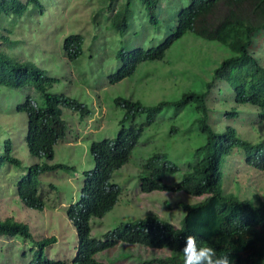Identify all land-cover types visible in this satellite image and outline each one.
<instances>
[{"label": "trees", "instance_id": "trees-1", "mask_svg": "<svg viewBox=\"0 0 264 264\" xmlns=\"http://www.w3.org/2000/svg\"><path fill=\"white\" fill-rule=\"evenodd\" d=\"M125 1L109 23L122 37L129 30L127 14L133 4V0ZM140 1L149 23L158 29L162 19H168L170 0L163 5V0ZM185 1H181L179 13L171 16L170 34L160 43L147 48L138 45L131 51L120 48L110 56L109 63L113 65L118 61L119 66L106 78L109 84L116 85L131 78L142 63L162 60L190 32L219 43L228 50L229 56L207 75L197 77L203 86L201 91H196L194 86L179 99L146 105L132 97H116L114 107L122 110L119 131L114 138L93 139L88 147L91 161H82L77 166L55 160L56 147L66 139L65 111L79 112L85 118L94 111L78 97L67 94L64 81L48 68L40 66L36 60H20L18 54L12 52L17 43L10 38L9 28V35H0V89L17 91L19 100L13 109L17 115H24L25 125L20 149L25 148V155L33 160L28 164L15 156L17 149L8 137L0 147V188L2 178L12 179L5 192L17 196L25 207L41 212L53 207L42 187L48 186L55 194L61 191L69 194L66 212L76 242L74 264H104V252L114 249L118 241L121 246L170 252L164 258L141 259L143 264H183L178 250L184 246L186 235H195L201 242L214 246L218 254H229L233 264H264V201L258 194L241 197L224 187L226 161L237 150L244 152L248 166L264 169V140L254 141L251 132L246 136L231 124L219 131L210 122L206 103L208 94L217 85L225 84L227 96L223 100L236 108L230 107L223 115L234 119L239 115L238 108L246 107L253 110L252 131L264 129V47L259 46L264 36V0H189L188 5L183 3ZM30 7L41 8V0H0V20L19 21ZM85 41L82 34H70L63 42V52L77 70L81 68L78 61L85 56ZM105 49L106 46L99 45L91 59L100 55L105 61ZM54 66L60 67L56 63ZM83 79L88 82L89 75ZM218 91L222 96V90ZM189 105H195L200 116L190 123L192 132L187 135L186 147L171 154L170 145L160 150L161 139H153L138 177L140 189L145 193H185L187 199L176 202L172 197L165 202V208L171 209L175 204L177 211H184L181 227L152 213L135 222L116 223L117 227L111 226L106 234L95 235L92 220L102 219L112 211L122 192L112 183L114 174L130 163L135 149L150 136L149 129L157 116L169 110L182 111ZM171 131L177 133L180 129L175 125ZM195 135L204 139L199 141ZM58 171L69 173L74 179L71 185L43 181L45 175ZM235 187L240 192L238 183ZM70 190H78L77 199ZM199 197L204 198L191 202V198ZM0 236L28 240L33 245L30 250L33 258L24 264H66L62 259H50L46 255V249L58 242L57 237L37 240L24 222L12 217L0 218ZM131 256L122 251L110 258L109 263Z\"/></svg>", "mask_w": 264, "mask_h": 264}, {"label": "rangeland", "instance_id": "rangeland-1", "mask_svg": "<svg viewBox=\"0 0 264 264\" xmlns=\"http://www.w3.org/2000/svg\"><path fill=\"white\" fill-rule=\"evenodd\" d=\"M165 1H162V5ZM181 1L176 0L175 3L170 0L168 19L166 21L162 19L161 26L156 29L149 23L144 4L140 0H133L132 10L127 14L130 27L124 37L120 36L118 30L109 23L116 9L126 3L125 0H41L42 9L30 7L19 21L14 19L8 21L6 18L0 20V35H9L7 32L9 28L10 38L17 43L12 52L18 54L20 60L24 61L26 58L36 60L40 66L48 68L49 72L56 74L64 81V91L67 94L78 97L94 111L91 117L86 118L79 112L65 111L66 139L56 147V161L68 163L71 166H77L82 161L90 162L88 147L91 141L101 140V137L116 136L122 117V110L114 107L113 102L116 97H132L146 105H154L161 100L179 99L194 86L196 91H201L203 86L197 77L207 75V72L212 71L229 56L228 50L219 43L207 41L190 32L177 42L162 60L142 63L131 78L116 85L109 84L106 78L119 66L118 61H114L113 65L109 63L110 56L120 48L131 51L138 45L147 48L164 40L170 34L171 16L178 14L182 7ZM183 3L188 5L189 0ZM70 34H82L86 40L85 56L78 61L81 67L78 70L71 66L67 55L63 52L64 39ZM263 37L259 41L260 47H264ZM2 45L5 48L3 43ZM99 45L106 46V62L102 61L100 55L91 59L94 54H97L95 49L97 50ZM262 61L264 62V54H262ZM54 63L60 67L56 68ZM88 75L89 81L85 82L83 78ZM226 86L225 84L217 85L207 96L210 122L219 131L224 130L227 124H231L246 136L251 132L254 141L264 140V129L259 132L251 129L250 120L253 110L240 107L239 115L234 119H227L223 115L230 107L236 108L235 105L228 103V100H223L227 96ZM219 89L223 92L222 96L218 94ZM16 94V90L0 89V147L10 137L17 149L14 155L31 164L33 160L25 155L26 149L23 146L24 151L20 149L25 125H23L24 115H17L13 109L19 100ZM199 116L200 112L196 110L195 105H189L182 111L170 112L169 110L156 117L154 125L148 132L150 136L147 138V134L145 136L147 139L135 149L130 163L114 174L112 183L120 187L122 192L112 211L102 219L92 220L95 235L106 234L111 226L117 227L116 223L135 222L151 216L152 213L181 227L184 211H177L178 207L175 204L171 209L165 208V202L172 197L176 202L182 198L187 199L185 193L173 194L166 191L143 193L139 188L138 177L140 165L148 158L154 143L153 139L155 141L161 139L158 145L160 150L170 145V153L175 154L186 147L187 135L192 132L190 123ZM140 120L143 121V117H140ZM175 125L180 129L177 133L171 131V127ZM194 137L199 141L204 139L202 136ZM186 153L190 154L189 151ZM224 170L227 175L224 182L226 191L239 193L241 197L258 194L264 201V170L258 171L248 166L242 150H237L228 157ZM7 178L1 180L0 218L12 217L28 224L31 234L37 240L56 236L58 242L46 249V255L50 259H62L66 264H74L76 242L73 229H70L72 222L68 219L66 212L69 207L67 200L69 194L63 191L55 194L48 186H44L42 191L46 193L45 196H50L53 207H47L42 212L34 211L25 207L17 196L5 192V188L12 183V179ZM42 179L45 182L67 185H71V180H74L65 171L51 172ZM176 179H179V176ZM235 183H238L240 192H237ZM70 191L71 194L73 191L77 199L78 190ZM203 198H191V202L194 203ZM32 248L33 245L28 240L0 236V264H24L33 258L30 252ZM113 248L104 252L106 258L103 260L104 264H110L109 259L122 251L134 257L111 264H139L138 257L147 260L170 255L167 250H149L125 244L121 246L119 241Z\"/></svg>", "mask_w": 264, "mask_h": 264}, {"label": "clouds", "instance_id": "clouds-1", "mask_svg": "<svg viewBox=\"0 0 264 264\" xmlns=\"http://www.w3.org/2000/svg\"><path fill=\"white\" fill-rule=\"evenodd\" d=\"M89 117H91V116H89ZM244 157H245V155H244ZM245 163H246V160H245ZM252 168H254L255 170H258V171L264 170L262 168L261 169H256L255 167H252ZM139 188H140V186H139ZM140 191L143 192L141 189H140ZM224 192H225V190H224ZM143 193H145V192H143ZM175 227L179 228V226H175ZM149 250H153V249H149ZM160 250H163V249H160ZM178 252L182 253L183 264H233V261H232L231 257L229 256V254H227V253L218 254V251L214 246H212L206 242H201L199 240V238L195 235H186L185 236V244L180 250H178ZM133 257L134 256H131V258H133ZM131 258H129V259H131ZM123 260H125V259H123ZM137 261L139 264H143L141 262L140 257L137 258Z\"/></svg>", "mask_w": 264, "mask_h": 264}]
</instances>
